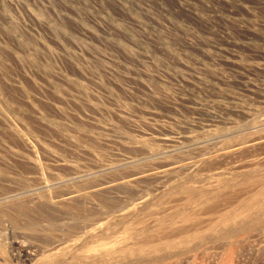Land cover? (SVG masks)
<instances>
[{"label":"rangeland","instance_id":"rangeland-1","mask_svg":"<svg viewBox=\"0 0 264 264\" xmlns=\"http://www.w3.org/2000/svg\"><path fill=\"white\" fill-rule=\"evenodd\" d=\"M0 264H264V0H0Z\"/></svg>","mask_w":264,"mask_h":264}]
</instances>
